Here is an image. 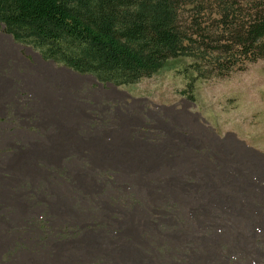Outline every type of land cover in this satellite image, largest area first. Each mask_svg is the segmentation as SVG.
Instances as JSON below:
<instances>
[{
  "label": "rangeland",
  "instance_id": "obj_1",
  "mask_svg": "<svg viewBox=\"0 0 264 264\" xmlns=\"http://www.w3.org/2000/svg\"><path fill=\"white\" fill-rule=\"evenodd\" d=\"M188 63L116 86L0 28V264H264V58Z\"/></svg>",
  "mask_w": 264,
  "mask_h": 264
},
{
  "label": "trees",
  "instance_id": "obj_2",
  "mask_svg": "<svg viewBox=\"0 0 264 264\" xmlns=\"http://www.w3.org/2000/svg\"><path fill=\"white\" fill-rule=\"evenodd\" d=\"M0 28L45 60L116 86L177 58L189 59L190 81L264 58V0H0Z\"/></svg>",
  "mask_w": 264,
  "mask_h": 264
},
{
  "label": "crops",
  "instance_id": "obj_3",
  "mask_svg": "<svg viewBox=\"0 0 264 264\" xmlns=\"http://www.w3.org/2000/svg\"><path fill=\"white\" fill-rule=\"evenodd\" d=\"M5 106H4V81L0 76V111L4 113Z\"/></svg>",
  "mask_w": 264,
  "mask_h": 264
}]
</instances>
